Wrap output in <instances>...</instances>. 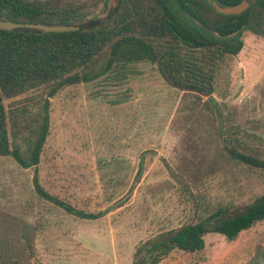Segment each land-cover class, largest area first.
Returning <instances> with one entry per match:
<instances>
[{
  "label": "rangeland",
  "instance_id": "rangeland-1",
  "mask_svg": "<svg viewBox=\"0 0 264 264\" xmlns=\"http://www.w3.org/2000/svg\"><path fill=\"white\" fill-rule=\"evenodd\" d=\"M93 1V0H64ZM108 4L96 17H108ZM107 19V18H106ZM208 97L171 85L156 65L133 66L121 83L70 85L50 102V127L37 178L84 219L36 195L35 168L0 156V253L18 250L21 226H37L31 264H132L138 248L193 222L197 205L246 204L264 192L260 177L217 172L227 164L220 133L264 134V38L244 37ZM217 158V160L215 159ZM198 252L173 250L158 264H263L264 220L229 241L204 236Z\"/></svg>",
  "mask_w": 264,
  "mask_h": 264
},
{
  "label": "trees",
  "instance_id": "trees-1",
  "mask_svg": "<svg viewBox=\"0 0 264 264\" xmlns=\"http://www.w3.org/2000/svg\"><path fill=\"white\" fill-rule=\"evenodd\" d=\"M232 8L242 0H214ZM105 0H0V19L29 23H79L75 31L35 33L0 29V156L22 168H35L38 197L84 219L85 212L46 191L36 167L50 127V102L63 88L102 78L121 83L133 66L149 62L182 91L213 102L216 81L226 75L230 61L244 46V37L264 38V0H251L240 13H221L210 0H110L108 17H96ZM210 113H213L212 109ZM220 133L221 153L228 162L209 168L208 178L223 171L231 175L264 174V134ZM217 160V158L215 157ZM193 222L147 240L132 264H158L173 250L198 252L204 236L223 235L232 241L264 220V192L246 204L197 205ZM18 250L0 253V264H31L37 226H21ZM264 264V254L261 257Z\"/></svg>",
  "mask_w": 264,
  "mask_h": 264
},
{
  "label": "water",
  "instance_id": "water-1",
  "mask_svg": "<svg viewBox=\"0 0 264 264\" xmlns=\"http://www.w3.org/2000/svg\"><path fill=\"white\" fill-rule=\"evenodd\" d=\"M211 4L217 8L221 13L236 14L247 8L251 0H242L239 4L232 8L218 7L214 0H210ZM107 17H103L106 19ZM80 28L79 23H29V22H15L5 19H0V29L6 30H22L29 33H49V32H65L75 31Z\"/></svg>",
  "mask_w": 264,
  "mask_h": 264
}]
</instances>
